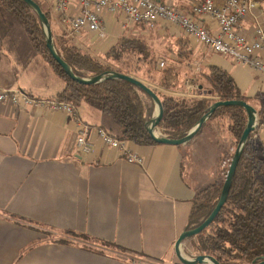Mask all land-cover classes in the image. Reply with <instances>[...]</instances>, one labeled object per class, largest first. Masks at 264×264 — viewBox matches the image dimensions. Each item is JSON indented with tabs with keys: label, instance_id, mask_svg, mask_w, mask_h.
<instances>
[{
	"label": "crops",
	"instance_id": "crops-1",
	"mask_svg": "<svg viewBox=\"0 0 264 264\" xmlns=\"http://www.w3.org/2000/svg\"><path fill=\"white\" fill-rule=\"evenodd\" d=\"M165 1L185 12L197 2ZM263 16L252 11L242 27L252 33L254 21ZM206 23L217 28L212 21ZM119 26L116 17L107 16L108 40L115 43L123 34ZM26 40L6 37L2 41L0 88L58 98L66 81L35 53L30 39ZM105 42L97 40L94 46L99 48ZM218 57L213 55L208 64L227 70L251 104L257 110L264 108V76L231 58ZM77 113L79 122L60 110L0 103V264L166 262L176 254L175 242L188 227L195 197L219 177L230 140L205 128L180 145L129 141L130 149L144 158L140 164L106 146L94 129L90 133L92 150L79 148V126L107 128L110 121L86 102L77 107ZM257 116L253 139L263 148L264 122L258 111ZM210 139L218 145L211 144L218 150L214 149L218 156L212 163L216 170L210 180H197L195 168L199 163L198 174L202 173L205 158L198 159L194 153ZM69 231L89 239L69 235Z\"/></svg>",
	"mask_w": 264,
	"mask_h": 264
},
{
	"label": "trees",
	"instance_id": "trees-1",
	"mask_svg": "<svg viewBox=\"0 0 264 264\" xmlns=\"http://www.w3.org/2000/svg\"><path fill=\"white\" fill-rule=\"evenodd\" d=\"M35 1L48 16L42 4L38 0ZM176 7L184 11L182 7ZM191 11L192 8L189 12ZM16 23L24 26L35 53L42 56L66 81V87L60 93L59 99L70 101L76 107L86 102L97 108L110 121L109 126L104 125L106 129L119 139L141 145L158 144L151 137L147 127L155 112V103L147 93L133 83L118 78L105 79L92 85L72 80L50 54L44 27L36 12L23 0H0V45L6 37L14 36L10 30L17 26ZM54 43L58 53L78 76L93 77L109 71L131 75L129 71L109 69L101 59L92 58L74 47H66L63 52V48H59L55 40ZM184 49L186 54L193 52L191 47L184 46ZM126 51L142 54L149 59V64L152 63L148 45L138 37H119L111 46L109 55L113 56L112 52H115L113 58L118 60ZM208 69L210 73L205 77L211 87L202 90V94L206 96L199 99L175 97L167 92L183 90L179 81L181 70L178 68L175 71L167 70L162 79L154 82L160 89L148 84L153 82L150 78H146V83L134 76L150 86L163 103L164 116L158 126L162 135L174 139L186 136L216 101L240 99L251 104L250 98L241 92L235 78L227 70L216 64H209ZM150 72L151 70H148L147 73ZM257 111L260 122H264V108ZM247 122L248 115L243 107L221 106L196 133L195 136L208 128L220 138L225 137L227 142L230 140L228 143L231 149L225 155L224 165L229 154L232 158L221 171V175L195 197L187 228L198 227L216 206ZM224 165L221 164L222 167ZM67 234L89 239L85 234L73 231ZM192 237L200 238V250L214 256L221 264H256L264 257V147L256 144L253 132L244 146L228 199L222 210L209 227Z\"/></svg>",
	"mask_w": 264,
	"mask_h": 264
},
{
	"label": "built area",
	"instance_id": "built-area-1",
	"mask_svg": "<svg viewBox=\"0 0 264 264\" xmlns=\"http://www.w3.org/2000/svg\"><path fill=\"white\" fill-rule=\"evenodd\" d=\"M262 1L197 0L189 13L165 0H53V4L57 21L63 27L67 25V30L76 37L85 34L100 39L108 37L107 16H118L122 30L130 24H144L151 28L168 24L205 49L229 56L236 63L253 68L264 76V16L254 21L250 34L242 27V22L252 11L264 15ZM206 20L214 22L217 28L207 24ZM160 64L164 65V61ZM193 85L192 82L186 85L189 96L199 88ZM0 103L60 110L79 122L77 107L59 98H40L27 91L0 88ZM93 129L106 146L117 150L127 161L143 163V156L130 149L128 140L119 139L104 127H78L77 144L84 152L93 148L90 136Z\"/></svg>",
	"mask_w": 264,
	"mask_h": 264
},
{
	"label": "rangeland",
	"instance_id": "rangeland-1",
	"mask_svg": "<svg viewBox=\"0 0 264 264\" xmlns=\"http://www.w3.org/2000/svg\"><path fill=\"white\" fill-rule=\"evenodd\" d=\"M38 1L40 2V4H42L43 8L46 9L48 12V16L52 25L54 40L57 42L59 48H63V52L66 47L67 48L74 47L76 50H79L80 52L85 53L92 58L101 59L104 62V64L109 67V69L115 70L118 68L120 70L129 71L131 75L144 80L146 83H148L146 78H150V80H152L153 82H150L148 84H150L153 87L155 86L158 89H160L161 87L155 85L154 82H157L158 80L162 79V77L166 75L167 70L172 69V71H175L178 68L179 70H181V74L179 73L180 75L179 81L180 84L183 85V90H181V92L182 91L185 93L188 92L186 85H188L190 82H192L194 85H197L199 88L194 92H190L191 93L190 97L187 95H179V96L173 95L175 97L183 98V96H185L187 99H190L191 97L192 99L193 97H195V99H199L200 97H205L206 95L202 94L203 93L202 90L204 91L205 88L211 87L207 78L205 77L210 73L209 71L210 69H208V65H209L208 61L211 60L213 55H217L219 56L218 58L221 59L225 58L226 60L230 58L229 56H225L221 53L208 52L204 50L203 46H200L195 40L193 41V39H191L190 37L180 34L179 31L171 25L162 24L151 28L146 25L139 26V25L130 24V26L126 30H122L119 26V28L121 29L120 31H123V34L121 36L138 37L142 39L149 47V53L151 55L150 57L152 59L151 60L152 63L149 64L148 63L149 59H146L144 56H142V54L133 53L131 51L123 52L122 57L120 59L114 60L113 56L116 53L112 52L113 56H110L109 53L111 51V45L113 46L117 41H115L114 43V41L112 42L108 40L107 37L105 39H100L97 37L94 38L92 34L91 35L85 34L80 37L74 36L70 31L67 30V25L63 27L59 23V21H57L56 19L57 15L55 11L52 10L51 8V4H50L51 0H38ZM118 19L119 17L116 16V20ZM16 24L17 26L13 27L12 30H10L11 31L10 33L14 35L12 38L15 40L27 41L26 39L29 37L26 35L24 26L21 23L20 24L16 23ZM97 40L100 41L106 40L107 42L101 44L99 49L94 46ZM98 45H100V43ZM193 45H197V47L193 48ZM184 46L192 47L193 52L187 54L184 53L183 51H186L184 49ZM23 47L27 49V45L25 43H23ZM161 61H164V65L160 64ZM149 66L152 68H148ZM148 70L149 71L151 70V72L147 73ZM257 120H258V116H257ZM208 133L210 135V132ZM158 134L162 135V133H160L159 130H158ZM213 143L216 145V141L214 139L204 141V144L201 145L199 147V150L194 153L198 155L197 156L198 159L201 156L205 158V165L202 170V173L198 174L201 168V165H199V163L195 168L194 173L197 180L205 181L207 178L210 180L211 173H214L216 170L215 165L212 163L214 157L218 156V153H214V149L217 150L216 147L218 145H216V147L213 148L211 146V144ZM220 148L223 149V146ZM229 156L226 157L225 165L223 163L224 166L223 167L221 166L222 168L220 167V173L221 171L224 170L228 161L231 160L232 157ZM212 180H214L213 177ZM64 238L67 240L68 238L71 237L65 236ZM181 247H182L183 255L188 259H194L198 255L205 254L200 250V238L198 237H190L185 239ZM164 261H163L164 263H161V261L159 262L158 260L153 262L154 264H183L178 259L176 254H174L173 257L170 258L169 260L165 259Z\"/></svg>",
	"mask_w": 264,
	"mask_h": 264
},
{
	"label": "water",
	"instance_id": "water-1",
	"mask_svg": "<svg viewBox=\"0 0 264 264\" xmlns=\"http://www.w3.org/2000/svg\"><path fill=\"white\" fill-rule=\"evenodd\" d=\"M23 1L26 2L38 15L40 22L44 27V31L46 34V45L50 51V54L52 55L53 59H55V61L62 67L65 73L72 80L80 84L92 85V84L101 82L105 79H111V78L123 79V80L133 83L134 85H136L138 88L143 90L145 93H147L152 98V100L154 101L156 105V108H155L156 110H155L154 117L147 123V127H148L151 137L158 144L180 145V144L187 143L196 135V133L200 130V128L203 126L206 120L217 110V108L221 106H241L246 110V113L248 115V122L242 134V137L239 141V145L235 151L233 159L231 161V164L228 169V172H227V175H226L223 187H222V191H221V194H220V197L218 199L216 206L211 211L209 216L198 227L187 228L180 234V236L175 242L176 256L183 264H207V263L221 264L219 260H217L214 256L209 255V254H201L195 257L194 259H188L183 255L181 246L185 239L195 236L201 233L207 227H209L213 223L214 219L218 216L220 211L222 210L224 204L226 203L229 192L232 187V182H233V179L236 173L237 166L242 156L244 146L247 143L250 134L254 132L257 127V109L252 104H250L249 102L245 100H240V99L225 100V101L219 100V101H216L211 106L210 110L199 120V122L193 127V129L186 136L182 138L174 139V138H170V137L158 134L157 133L158 126L164 116V106H163V103L159 95L150 86L146 85L142 80L134 76L121 73L118 71H109V72L96 75L93 77H81L75 74L71 66L58 53L55 47L51 22L47 14L43 11L42 7L35 0H23ZM256 264H264V257Z\"/></svg>",
	"mask_w": 264,
	"mask_h": 264
}]
</instances>
